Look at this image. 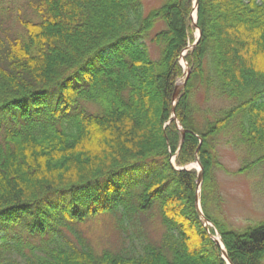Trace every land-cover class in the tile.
<instances>
[{
	"label": "trees",
	"instance_id": "obj_1",
	"mask_svg": "<svg viewBox=\"0 0 264 264\" xmlns=\"http://www.w3.org/2000/svg\"><path fill=\"white\" fill-rule=\"evenodd\" d=\"M23 1L13 33L0 0V264H227L196 208L197 171L177 168L197 159L202 208L231 263L264 264V221L236 230L206 204L232 123L264 149V0H198L202 34L175 103L195 0L148 12L142 0ZM198 86L235 101L214 120L202 113L203 128ZM152 209L159 240L145 229ZM102 217L124 246L94 247L86 225Z\"/></svg>",
	"mask_w": 264,
	"mask_h": 264
},
{
	"label": "rangeland",
	"instance_id": "obj_2",
	"mask_svg": "<svg viewBox=\"0 0 264 264\" xmlns=\"http://www.w3.org/2000/svg\"><path fill=\"white\" fill-rule=\"evenodd\" d=\"M163 0H142L146 12L152 7L162 3ZM4 8L2 15L8 19L7 26L11 28V32H22L23 28L19 22L21 15H29V10L23 0H2ZM163 24L158 26L150 34V37ZM193 38L198 33L193 23H190ZM149 46L154 51L156 47L150 43ZM190 44V43H189ZM181 63L185 65L183 59ZM186 66V65H185ZM214 73L206 70L204 79H212ZM201 80L199 77L194 84ZM180 81H183L179 79ZM192 97V105L197 109L196 119L200 128L204 127L202 113L209 114L212 120L219 114H223V109H229L235 104L232 99H226L222 96H215L210 92V96L205 92L204 86H198L194 89ZM197 115L199 117H197ZM201 116V117H200ZM232 122V121H231ZM234 123L225 130L223 134H230L232 141H226L224 136L216 139V155L217 162L213 169L214 182L211 183L207 192V209L214 216L218 217L223 223L230 228L242 230L248 226L257 225L264 221V160L256 163L249 169L241 171L240 168L264 154V149L254 147L239 141L237 129ZM222 135V134H221ZM188 169L199 168L197 162L193 161L185 165ZM195 167V168H194ZM200 187L198 193H200ZM202 208V206H201ZM148 220L146 222V231L151 240H159L163 233L164 227L161 223V217L158 211H149ZM88 236L94 247L98 250L103 248H120L127 243L128 239L125 235L118 231L115 227L114 220L111 217H102L88 222ZM217 230V229H216ZM214 238L220 237L219 232H215ZM1 235V234H0Z\"/></svg>",
	"mask_w": 264,
	"mask_h": 264
},
{
	"label": "water",
	"instance_id": "obj_3",
	"mask_svg": "<svg viewBox=\"0 0 264 264\" xmlns=\"http://www.w3.org/2000/svg\"><path fill=\"white\" fill-rule=\"evenodd\" d=\"M197 4H198V3H197V0H196V3H195V9H196V10H197ZM195 23H196V22H195ZM200 36H201V30L199 29V36H198L196 42H195L192 46H195V45L197 44V42L199 41ZM189 74H190V70L188 69V70H187V76H186V79H185V80L188 79ZM184 85H185V82H183V83H181V84H177L176 89H175L174 94H173V99H174V100L177 99V97H178V95H179V93H180V90L184 87ZM184 132H185V131H184ZM184 132H183V133H184ZM201 170H202V166H201ZM202 178H203V172L200 171L199 176H198V180H197V183H198V184H200V183L202 182ZM224 254H225L227 260L229 261V263L231 264V262H230V260L228 259L227 254H226L225 251H224Z\"/></svg>",
	"mask_w": 264,
	"mask_h": 264
},
{
	"label": "bare ground",
	"instance_id": "obj_4",
	"mask_svg": "<svg viewBox=\"0 0 264 264\" xmlns=\"http://www.w3.org/2000/svg\"><path fill=\"white\" fill-rule=\"evenodd\" d=\"M195 15H196V14H195V12H194V17H195Z\"/></svg>",
	"mask_w": 264,
	"mask_h": 264
}]
</instances>
